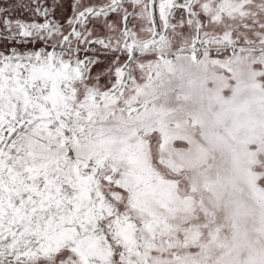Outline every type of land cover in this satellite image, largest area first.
<instances>
[{"label":"snow or ice","instance_id":"6c2138e0","mask_svg":"<svg viewBox=\"0 0 264 264\" xmlns=\"http://www.w3.org/2000/svg\"><path fill=\"white\" fill-rule=\"evenodd\" d=\"M0 264H264V0H0Z\"/></svg>","mask_w":264,"mask_h":264}]
</instances>
